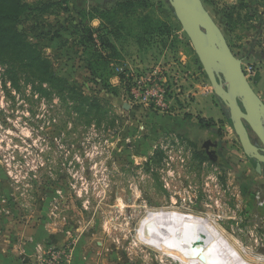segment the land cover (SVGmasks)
Masks as SVG:
<instances>
[{
	"label": "rangeland",
	"instance_id": "obj_1",
	"mask_svg": "<svg viewBox=\"0 0 264 264\" xmlns=\"http://www.w3.org/2000/svg\"><path fill=\"white\" fill-rule=\"evenodd\" d=\"M26 1L61 3L18 28L102 110L80 116L0 64V264H50L63 253L69 264H193L139 238L142 219L170 207L208 219L242 264H264V164L257 171L244 153L169 2L137 0L107 22L91 0ZM200 1L241 61L264 127V0ZM81 17L97 31L96 57L80 45ZM215 78L226 91L227 75ZM206 140L218 145L217 163L195 152Z\"/></svg>",
	"mask_w": 264,
	"mask_h": 264
},
{
	"label": "trees",
	"instance_id": "obj_2",
	"mask_svg": "<svg viewBox=\"0 0 264 264\" xmlns=\"http://www.w3.org/2000/svg\"><path fill=\"white\" fill-rule=\"evenodd\" d=\"M136 2L137 0H91V9H100L102 12L100 17L112 22L117 13L124 11L125 13L122 14H126L129 11H136ZM60 4V2H48L33 6L26 0H0V64L7 66L6 73L10 75V79L13 80L17 76L16 69H18L27 81H30V78L33 79L32 82L37 81L35 90L38 94L49 97L54 93L63 102L72 101L76 104L75 110L80 116L94 119L102 110L99 100L94 96L85 95L80 89L57 76L49 59L18 28L22 20L33 11H38L42 15L49 14L51 7ZM76 32L80 45L84 47L86 53L96 57L93 34L97 31L88 24L87 19L81 17ZM99 39L103 48L115 52V48L105 34L100 35ZM88 66L92 74H96V69L91 65ZM44 85L48 86V90Z\"/></svg>",
	"mask_w": 264,
	"mask_h": 264
},
{
	"label": "water",
	"instance_id": "obj_3",
	"mask_svg": "<svg viewBox=\"0 0 264 264\" xmlns=\"http://www.w3.org/2000/svg\"><path fill=\"white\" fill-rule=\"evenodd\" d=\"M167 1L188 36L212 88L227 105L233 129L238 135L244 153L255 160L258 171L260 165L264 164V127L257 121L259 101L244 74L241 61L231 53L222 33L213 25L200 0H188V3L183 0ZM216 72L227 75L226 91L218 84ZM238 98L243 109L237 103ZM246 125L262 144L263 155L258 154L251 146Z\"/></svg>",
	"mask_w": 264,
	"mask_h": 264
},
{
	"label": "bare ground",
	"instance_id": "obj_4",
	"mask_svg": "<svg viewBox=\"0 0 264 264\" xmlns=\"http://www.w3.org/2000/svg\"><path fill=\"white\" fill-rule=\"evenodd\" d=\"M258 113L257 121L263 123ZM138 228L141 241L161 256L172 253L193 264H242L206 218L181 215L174 207L158 208Z\"/></svg>",
	"mask_w": 264,
	"mask_h": 264
},
{
	"label": "flooded vegetation",
	"instance_id": "obj_5",
	"mask_svg": "<svg viewBox=\"0 0 264 264\" xmlns=\"http://www.w3.org/2000/svg\"><path fill=\"white\" fill-rule=\"evenodd\" d=\"M201 150H195L196 153L199 154L201 157H205L212 163H216L218 160V145L211 140H206L202 142L200 146ZM200 151V152H199ZM256 165V164H255ZM256 168V167H255Z\"/></svg>",
	"mask_w": 264,
	"mask_h": 264
},
{
	"label": "built area",
	"instance_id": "obj_6",
	"mask_svg": "<svg viewBox=\"0 0 264 264\" xmlns=\"http://www.w3.org/2000/svg\"><path fill=\"white\" fill-rule=\"evenodd\" d=\"M51 259H53V261H51L50 264H69V260L64 253L51 255Z\"/></svg>",
	"mask_w": 264,
	"mask_h": 264
},
{
	"label": "crops",
	"instance_id": "obj_7",
	"mask_svg": "<svg viewBox=\"0 0 264 264\" xmlns=\"http://www.w3.org/2000/svg\"><path fill=\"white\" fill-rule=\"evenodd\" d=\"M196 149V148H195ZM218 150H219V148H218ZM218 153V152H217ZM218 161V160H217ZM217 163V162H216Z\"/></svg>",
	"mask_w": 264,
	"mask_h": 264
}]
</instances>
